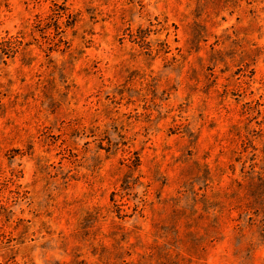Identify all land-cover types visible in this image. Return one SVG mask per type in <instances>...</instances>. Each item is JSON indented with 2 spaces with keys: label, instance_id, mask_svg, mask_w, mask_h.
Masks as SVG:
<instances>
[{
  "label": "rangeland",
  "instance_id": "rangeland-1",
  "mask_svg": "<svg viewBox=\"0 0 264 264\" xmlns=\"http://www.w3.org/2000/svg\"><path fill=\"white\" fill-rule=\"evenodd\" d=\"M0 264H264V0H0Z\"/></svg>",
  "mask_w": 264,
  "mask_h": 264
}]
</instances>
